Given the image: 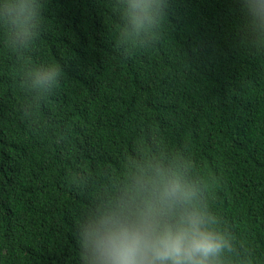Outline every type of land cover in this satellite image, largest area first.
<instances>
[{"label":"trees","instance_id":"16d2710c","mask_svg":"<svg viewBox=\"0 0 264 264\" xmlns=\"http://www.w3.org/2000/svg\"><path fill=\"white\" fill-rule=\"evenodd\" d=\"M34 3L27 35L0 17V264H83L79 225L168 179L221 264H264V25L241 0H165L147 32L129 0Z\"/></svg>","mask_w":264,"mask_h":264},{"label":"clouds","instance_id":"9594fccd","mask_svg":"<svg viewBox=\"0 0 264 264\" xmlns=\"http://www.w3.org/2000/svg\"><path fill=\"white\" fill-rule=\"evenodd\" d=\"M247 17L264 25V0H241ZM165 0H129L125 15L137 32H147L165 17ZM39 16L34 0H0V17L29 34ZM60 70L38 74L51 84ZM194 193L179 179L145 189L139 200L121 204L81 223L78 247L83 264H221L229 242L211 227L207 213L192 206ZM191 207V210H189Z\"/></svg>","mask_w":264,"mask_h":264}]
</instances>
